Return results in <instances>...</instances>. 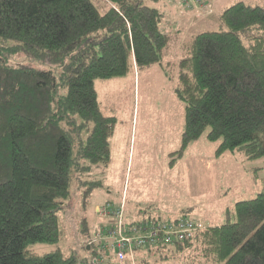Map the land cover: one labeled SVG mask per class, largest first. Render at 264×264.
Masks as SVG:
<instances>
[{"label":"trees","instance_id":"16d2710c","mask_svg":"<svg viewBox=\"0 0 264 264\" xmlns=\"http://www.w3.org/2000/svg\"><path fill=\"white\" fill-rule=\"evenodd\" d=\"M164 14L145 0H0V39L13 42L0 45V264H97L100 223L82 245L89 258L59 246L29 248L61 239L58 210L71 180L85 183L87 194L98 182L79 176L110 161L115 117L102 110L97 78L155 63L174 69L185 106L170 162L207 127V138L218 141L216 155L264 157V5L230 4L220 13L227 29L191 34L176 59L167 58L177 32L161 29ZM15 51L61 66L60 82L51 69L9 64L4 55ZM233 209V219L229 212L189 239L143 251L159 259L191 251L215 264H264V176L260 191Z\"/></svg>","mask_w":264,"mask_h":264},{"label":"rangeland","instance_id":"374dc122","mask_svg":"<svg viewBox=\"0 0 264 264\" xmlns=\"http://www.w3.org/2000/svg\"><path fill=\"white\" fill-rule=\"evenodd\" d=\"M167 1L182 5L179 14ZM236 1L202 0L199 6L188 9L179 0H145L165 13L161 29L177 32L167 54L169 59L179 56V44L191 34L226 30L220 13ZM243 1L264 5V0ZM11 43L0 39V45ZM4 56L9 64L51 69L60 82L61 66L57 64L31 59L18 51ZM94 85L103 112L115 117L109 138L110 161L93 164L90 171L79 176L98 182L87 194L85 183L78 178L71 180L70 196L58 210L61 239L56 243L35 242L29 248L44 252L59 246L67 253L89 258V251L82 245L87 234L105 220L96 213L95 205L107 201L119 203L124 198L129 220L145 210L162 217L186 215L212 225L225 222L229 212L233 219L234 203L260 191L264 157L251 160L240 150L216 155L218 141L207 138L208 127L187 145L180 158L170 162V153L180 146L185 106L175 92L174 69L155 63L143 71L97 78ZM59 90H63L62 84ZM84 220L87 231L82 230ZM195 255L186 251L159 259L143 251L135 254V264H215L212 258Z\"/></svg>","mask_w":264,"mask_h":264},{"label":"built area","instance_id":"2783aa9c","mask_svg":"<svg viewBox=\"0 0 264 264\" xmlns=\"http://www.w3.org/2000/svg\"><path fill=\"white\" fill-rule=\"evenodd\" d=\"M188 9L199 6L202 0H179ZM100 222L96 235L100 251L94 256L97 264H135V254L158 245H173L191 238L205 224L200 219L180 216H145L125 218L124 198L119 203L95 205Z\"/></svg>","mask_w":264,"mask_h":264},{"label":"crops","instance_id":"0c3cea01","mask_svg":"<svg viewBox=\"0 0 264 264\" xmlns=\"http://www.w3.org/2000/svg\"><path fill=\"white\" fill-rule=\"evenodd\" d=\"M167 4H168V6H169V8L171 9V10H174V13L175 14H179V10H180V7L182 8V5L178 2V1H174V2H170V1H167ZM139 72V71H143V69L142 70H138V69H134V73L135 72ZM146 213H148V214H146V216L147 215H155V214H152V213H150V212H147L146 211ZM138 215V214H137ZM133 216V215H132ZM134 217V216H133Z\"/></svg>","mask_w":264,"mask_h":264}]
</instances>
